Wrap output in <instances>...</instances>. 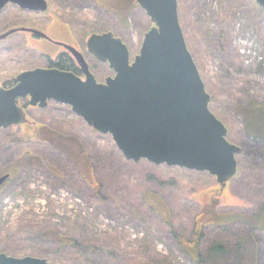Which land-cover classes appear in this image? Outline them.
<instances>
[{"label": "rangeland", "instance_id": "1", "mask_svg": "<svg viewBox=\"0 0 264 264\" xmlns=\"http://www.w3.org/2000/svg\"><path fill=\"white\" fill-rule=\"evenodd\" d=\"M46 1L45 13L8 5L0 13V35L28 27L67 43L87 55L99 83L114 72L88 52V39L113 33L128 46L133 62L154 26L135 3L127 4L128 14L120 19L101 13L93 0ZM178 11L188 49L212 98L211 112L244 153L237 177L222 188L208 173L127 161L110 135L96 132L70 107L56 102L45 109L31 107L27 125L0 130V178L11 175L0 188V254L49 264H195L179 247L176 234L189 238L196 216L205 210L258 213L264 203V139L248 129L239 110L254 102L264 105L263 10L255 0H178ZM63 51L24 32L2 41L0 88L23 72L48 68V56L54 59ZM69 136L85 150L102 186L100 194L85 184L72 161L79 148ZM44 139L57 147L65 143L67 150H56ZM148 193L170 209L174 230L146 205ZM50 230L85 251H59L39 237ZM247 233L240 224L209 225L203 252L222 241L235 245ZM255 237L259 263L264 264V233L257 231ZM231 258L234 264L236 258Z\"/></svg>", "mask_w": 264, "mask_h": 264}, {"label": "water", "instance_id": "2", "mask_svg": "<svg viewBox=\"0 0 264 264\" xmlns=\"http://www.w3.org/2000/svg\"><path fill=\"white\" fill-rule=\"evenodd\" d=\"M154 26L133 62L128 46L111 32L93 34L88 51L114 72L99 83L84 56H74L84 78L73 72L38 68L21 73L16 85L0 88V130L28 124L19 105L45 109L56 102L101 135H110L127 161L179 167L208 173L225 188L238 175L242 148L231 143L229 131L211 112V96L190 53L179 20L178 0H135ZM264 13V0H255ZM14 5L24 11L45 13L46 0H0V13ZM18 32L37 38L35 29H12L0 43ZM10 175L0 178V188ZM0 264H49L46 260L0 254Z\"/></svg>", "mask_w": 264, "mask_h": 264}, {"label": "trees", "instance_id": "3", "mask_svg": "<svg viewBox=\"0 0 264 264\" xmlns=\"http://www.w3.org/2000/svg\"><path fill=\"white\" fill-rule=\"evenodd\" d=\"M125 1L93 0L101 13L113 14L120 19L123 15L127 16L129 4L130 7H134V5L137 4L135 0H129L130 3H126ZM57 66L62 71L73 72L74 74L79 75L77 67H71L70 62H68L64 57L61 58ZM15 85L16 82L12 81L10 83H6L4 87L11 88ZM19 105H21L23 108H27L28 102L26 100H21ZM239 114L247 123L248 129L253 132L258 131V133L260 134L258 136V139H264V105L254 102L252 103L251 107L240 109ZM66 138L69 141H72V143L76 147H78L77 144L81 146V143L78 139L70 136ZM44 141L52 145V148H55L56 150L64 151L63 148L66 149L65 146L63 147L65 143H61L59 145V148L57 146H54V144L51 143V140L44 139ZM82 149V147L79 148V152L75 154L76 156L72 158V161L76 164L80 174L83 176L85 184L93 189L94 192L99 193L102 189V186L96 179L94 167L87 159L85 150L83 149L82 151ZM257 152L258 150H256V155ZM243 154L244 153L242 151L241 155H239L238 157V163L243 159ZM262 155L264 156V148L262 151ZM144 202L150 209H152L162 217L163 221L170 229L174 230V225L170 216L171 211L159 196L153 193H148L147 197L144 198ZM238 224L246 226L248 228V233L242 237L240 242L232 245L228 241H222L220 243L211 245L205 252H203V243L205 240L204 229L207 226H229ZM257 231L264 233V203L259 208L258 213L253 216H246L237 212L229 214H219L213 210H205L201 214L196 216L192 235L189 238H184L176 234V239L179 247L191 258V260L195 264H233L231 255L236 258L234 261L236 264H260L258 258L260 248L255 237V233ZM38 234H40L39 237H41L42 239L49 241L48 243L56 244L59 251L75 247L81 248L83 251H85L84 248L79 247L81 245L75 240L62 237L53 230L42 233L40 232Z\"/></svg>", "mask_w": 264, "mask_h": 264}, {"label": "flooded vegetation", "instance_id": "4", "mask_svg": "<svg viewBox=\"0 0 264 264\" xmlns=\"http://www.w3.org/2000/svg\"><path fill=\"white\" fill-rule=\"evenodd\" d=\"M14 6V5H13ZM17 7V6H16ZM20 9V8H19ZM21 10V9H20ZM24 11V10H23ZM30 12V11H29ZM34 13H37V12H34ZM21 28H25V29H34V28H28V27H17V28H13V29H21ZM36 30V29H35ZM42 32V31H41ZM19 33V32H18ZM18 33H16V34H18ZM24 33H29V32H24ZM44 33V32H43ZM16 34H14V35H16ZM32 37H35L34 35H32L31 33H29ZM46 36H47V38H37V37H35V38H37V39H40V40H43V41H46V42H48V43H50V44H52V45H54V46H56V47H59V48H62L64 51L62 52V53H60V54H58L57 56H56V58H52L51 59V57H49L48 56V59L50 60V63L48 64V68H46V69H59L58 68V66H57V64L59 63V61L61 60V58H66V60L68 61V62H70V64H71V67H77V71L79 72V75H77V76H80V77H82V78H84V75H83V73H82V71H81V69H80V65L77 63V61H76V59L74 58V56L65 48L66 46H71V45H69V44H67V43H64V42H59V41H55V40H53L51 37H49L46 33H44ZM13 36V35H12ZM8 39V38H7ZM89 40V39H88ZM88 42V41H87ZM87 46V45H86ZM71 47H73V46H71ZM75 48V47H74ZM76 49V48H75ZM77 50V49H76ZM87 50H88V48H87ZM79 51V50H78ZM83 56H84V58H85V60H86V62L88 63V65H89V67H91L90 66V64H89V61H88V59H87V55H85L84 53H82L81 51H79ZM89 52V51H88ZM90 53V52H89ZM91 54V53H90ZM94 57V56H93ZM94 59H96L95 57H94ZM97 60V59H96ZM97 61H99V60H97ZM100 62V61H99ZM100 63H102V64H105V63H103V62H100ZM61 67H63V66H61ZM59 70H61V69H59ZM91 70V69H90ZM107 79V78H106ZM15 82H16V79L14 80ZM21 100H26L27 102H28V107L27 108H24V110H25V112H26V114H27V118H28V113H27V110H28V108H31L30 106H29V101H28V99H21ZM20 100V101H21ZM20 101H19V104H20ZM35 109H37V108H35ZM29 123V122H28ZM21 129V128H20Z\"/></svg>", "mask_w": 264, "mask_h": 264}]
</instances>
